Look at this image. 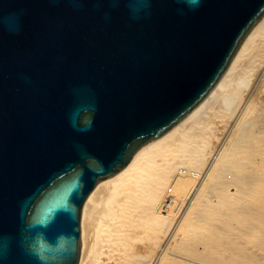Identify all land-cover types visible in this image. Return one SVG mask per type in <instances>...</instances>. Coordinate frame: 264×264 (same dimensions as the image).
<instances>
[{
    "label": "water",
    "instance_id": "1",
    "mask_svg": "<svg viewBox=\"0 0 264 264\" xmlns=\"http://www.w3.org/2000/svg\"><path fill=\"white\" fill-rule=\"evenodd\" d=\"M264 0H0V264H80L97 186L190 116Z\"/></svg>",
    "mask_w": 264,
    "mask_h": 264
},
{
    "label": "bare ground",
    "instance_id": "2",
    "mask_svg": "<svg viewBox=\"0 0 264 264\" xmlns=\"http://www.w3.org/2000/svg\"><path fill=\"white\" fill-rule=\"evenodd\" d=\"M263 30L264 19L193 116L143 148L121 173L93 191L83 208L80 264L89 260L87 233L96 226H100L104 245L112 253L128 250L131 228L150 227L153 231L145 254H130L120 264H174L168 262L172 255L169 248L180 245L186 239L183 235L194 226V244L205 248L202 260L208 264H264V110L256 114L249 100L239 103L241 89L253 72L264 69V48H259L263 52L260 57L251 56L264 39ZM215 104L231 112L234 119L216 147V158L217 149L213 147V153L211 147L214 137H201L203 131H198L205 126L202 121L201 127L195 124L192 128L197 135H188V142L185 138L191 131L185 132L190 123L200 120L208 110L212 115ZM177 136L181 143L173 144L181 146L183 153L166 146ZM171 155L181 160L169 167ZM170 188L174 194L166 201Z\"/></svg>",
    "mask_w": 264,
    "mask_h": 264
},
{
    "label": "rangeland",
    "instance_id": "3",
    "mask_svg": "<svg viewBox=\"0 0 264 264\" xmlns=\"http://www.w3.org/2000/svg\"><path fill=\"white\" fill-rule=\"evenodd\" d=\"M263 35H264V30H263ZM258 43H260V44L257 45L255 47V49L251 52V56L260 57V54L263 53L262 51H260L259 48L260 47L264 48V39L259 40ZM262 43H263V45H262ZM262 56L264 59V54ZM255 72L256 73L253 72L254 76L251 75L252 77H250V79H252V78L253 79L252 80L249 79L248 85L241 89V93H240L241 99H239V103L242 99H243V102L249 100L253 104V110L257 114L258 112L260 113L261 111L264 110V69L261 71L257 70ZM218 104H215V105L217 106ZM216 106H213L212 109L214 108V110H215ZM218 107H216L215 112L212 109L210 110L212 115H209V110H208L207 111L208 113L206 112L204 114V117L202 116V118L200 120H198L194 123L191 122L190 127H189V124H187L185 126L184 130L189 127L188 130L187 129L185 130V132L189 131V129L191 130L188 132L187 137H185L186 142H188L187 140L190 139V138L188 139V135H190V136L195 135V134L197 135L196 132L194 133V131H193L194 129H192V128L199 126L200 121H202L203 123L201 122V124L205 125V126H203L204 128L202 127V128H200V130H198V131H203V135L201 137H203V136L214 137L215 141L212 142V146H211L212 148L213 147L216 148L218 144L219 145L221 144L224 136L226 135L225 133L229 132V129L234 122V119L232 120L233 116H232L231 112H229V111L227 112L224 108H221V105L220 106L218 105ZM217 108H218V110H217ZM219 110H220V112H218ZM212 111H213V113H212ZM205 115L208 116V118L206 117V120H204ZM197 122H199V123H197ZM191 124H193V125L191 126ZM195 124L197 126H195ZM202 125H200L199 127H201ZM228 125H230V126H228ZM195 130H196V128H195ZM180 133H182V132H180ZM195 138H197V136L193 137L192 140H195ZM175 141L177 143H179V142L181 143V140H179V137L177 136L170 143H168L166 146L172 145V147L175 148V152L183 153V152H181V149H183L181 146L173 144ZM217 141H218V143H217ZM195 142L196 141H194V143ZM198 142H199V140H198ZM219 147L220 146H218L217 148H219ZM215 148H213V153L217 149V148L216 149ZM179 160H181V159L177 160V159H175L174 156L169 158V161L172 162V164H170L169 167H172V165L173 166L177 165V163L180 162ZM226 177L228 178L227 179L228 182L232 181L230 179V177H232L231 174L228 173L226 175ZM170 191H171V188L168 191L169 193L168 192L166 193V197H167L165 199L166 201H167V199L171 200V198L174 194V192L170 193ZM211 200L213 203L216 201L214 198H211ZM165 209L167 210L168 207H166ZM175 212H177V211H175ZM180 212H182V210ZM180 212H179L178 216H180ZM82 215H83V213H82ZM178 216L176 217L177 219L179 218ZM176 218H175V222H177ZM194 229H195V226H194ZM194 229L183 235L184 237L186 236L185 237L186 239L183 242H180V245H177L176 248L174 246L169 248L168 253H171L172 255L168 254V255H170V256H168V258H171L170 261H168V262L174 263V264H208L206 261L202 260V255L207 252L205 250V248L201 245H195L194 244L195 237H193V236L196 235V234H194ZM130 230H131V232L129 233V235H130L129 242L126 243L128 250L126 252H124L123 249H119L115 253H112V252H109L108 247L104 245L103 241H104L105 237L102 235V232L100 230V226H96L94 228H91L87 233V243H88V250H89L88 251L89 260H88L87 264H120L122 262V260L125 259L130 254H135V255L136 254H142V255H144L146 250L152 244L151 241H152V238L154 235L153 231L151 230L150 227L136 228V229L131 228ZM81 232H82V218H81Z\"/></svg>",
    "mask_w": 264,
    "mask_h": 264
},
{
    "label": "built area",
    "instance_id": "4",
    "mask_svg": "<svg viewBox=\"0 0 264 264\" xmlns=\"http://www.w3.org/2000/svg\"><path fill=\"white\" fill-rule=\"evenodd\" d=\"M217 154H218V149H217V151L215 152V155H214L215 158L217 157Z\"/></svg>",
    "mask_w": 264,
    "mask_h": 264
},
{
    "label": "clouds",
    "instance_id": "5",
    "mask_svg": "<svg viewBox=\"0 0 264 264\" xmlns=\"http://www.w3.org/2000/svg\"><path fill=\"white\" fill-rule=\"evenodd\" d=\"M191 3H195V0H190Z\"/></svg>",
    "mask_w": 264,
    "mask_h": 264
}]
</instances>
